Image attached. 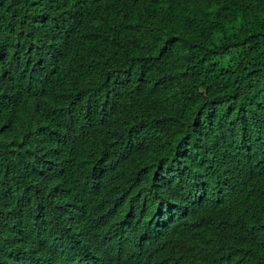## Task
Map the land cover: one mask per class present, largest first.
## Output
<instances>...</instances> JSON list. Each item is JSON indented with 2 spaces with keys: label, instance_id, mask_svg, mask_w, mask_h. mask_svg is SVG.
<instances>
[{
  "label": "trees",
  "instance_id": "1",
  "mask_svg": "<svg viewBox=\"0 0 264 264\" xmlns=\"http://www.w3.org/2000/svg\"><path fill=\"white\" fill-rule=\"evenodd\" d=\"M0 264H264V0H0Z\"/></svg>",
  "mask_w": 264,
  "mask_h": 264
}]
</instances>
